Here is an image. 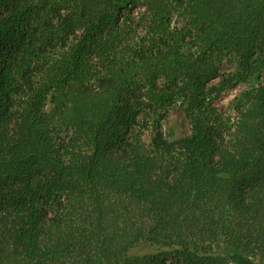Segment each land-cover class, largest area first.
<instances>
[{"label": "trees", "instance_id": "obj_1", "mask_svg": "<svg viewBox=\"0 0 264 264\" xmlns=\"http://www.w3.org/2000/svg\"><path fill=\"white\" fill-rule=\"evenodd\" d=\"M0 264H264V0H0Z\"/></svg>", "mask_w": 264, "mask_h": 264}, {"label": "rangeland", "instance_id": "obj_2", "mask_svg": "<svg viewBox=\"0 0 264 264\" xmlns=\"http://www.w3.org/2000/svg\"><path fill=\"white\" fill-rule=\"evenodd\" d=\"M129 7H131L134 14H137L142 6L136 3L129 5ZM172 20L175 21L176 16H173ZM218 64L219 76L210 79L209 83H216L222 74L234 73V76L233 80L225 83L221 91L215 96L214 104L225 117L233 120L236 118L235 97L246 87L247 83L256 81L262 75V71L259 70L261 66L260 56L256 53L252 58V64L246 66L240 63L234 51L228 49L224 52L222 60ZM140 123H144V121H140ZM162 126L169 137L180 136L188 130L187 120L181 109L176 106L171 107L167 117L162 119ZM142 137L147 141L149 139V130L143 128Z\"/></svg>", "mask_w": 264, "mask_h": 264}]
</instances>
